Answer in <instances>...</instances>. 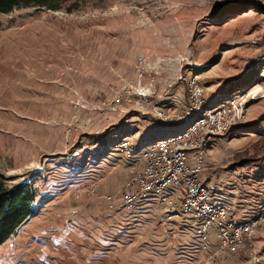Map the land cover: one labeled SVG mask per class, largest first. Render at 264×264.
Here are the masks:
<instances>
[{"label": "rangeland", "instance_id": "rangeland-1", "mask_svg": "<svg viewBox=\"0 0 264 264\" xmlns=\"http://www.w3.org/2000/svg\"><path fill=\"white\" fill-rule=\"evenodd\" d=\"M70 4L0 13V173L38 190L0 264H264V0ZM194 80L229 120L202 181L256 222L234 253L217 252L215 232L203 249L194 217L119 199L143 168L132 156L190 124L174 118Z\"/></svg>", "mask_w": 264, "mask_h": 264}, {"label": "built area", "instance_id": "built-area-1", "mask_svg": "<svg viewBox=\"0 0 264 264\" xmlns=\"http://www.w3.org/2000/svg\"><path fill=\"white\" fill-rule=\"evenodd\" d=\"M194 86L195 94H189L188 106L181 115L174 118L175 120L186 117L191 109H196L203 105L198 102L197 83H195V80ZM237 112L241 114L243 110H237ZM218 115L216 112L215 122ZM202 123H205V119ZM197 125H200V123ZM197 125L190 131H196ZM190 131L188 134L182 135L180 139H173L177 140V150H170V140H163L159 144H156L149 152H143L141 156H132L134 162L146 161V171H133L125 180L124 186L121 189L122 197H119V199L129 205L142 204L139 203V196L149 195L152 192H164V183H171L172 188H177L183 184L186 187L184 193L186 195V203H176V208L179 211L187 210V217L183 218L189 221V213H199V216L204 217V225H200V231L201 229H210V232L219 234V231H213V221H207V216L203 214V204L208 203V198H205L201 194L200 188L197 186V171H199V161H203L208 153L206 138H216L217 132H225V130L223 126H218V129L208 127V131L205 133L204 144H199V152L190 151ZM129 145H131L132 154V149H135V147L132 143ZM119 151L122 154V149H119ZM159 158H166V167H159ZM187 161H194L196 163V174H188ZM108 198L112 199V195H109ZM168 203L169 198H167V201L154 204L153 207H147V212L159 213L166 222H170L166 217ZM114 207V205L110 206V208ZM237 213H241V216H243L242 212L237 211ZM217 215L223 216V226H227L228 228V235H219V245L217 246H221L223 241H231V239H237L238 237L237 230H230V223L234 221V218H225V212H221V210H219ZM248 225L246 224V227L242 228L247 229ZM206 241H209V237H206ZM237 250L236 248H230L229 251H224V253H234Z\"/></svg>", "mask_w": 264, "mask_h": 264}, {"label": "bare ground", "instance_id": "bare-ground-1", "mask_svg": "<svg viewBox=\"0 0 264 264\" xmlns=\"http://www.w3.org/2000/svg\"><path fill=\"white\" fill-rule=\"evenodd\" d=\"M190 86H191V94H195L194 82H192ZM197 91H198V102L203 105L197 107L196 109H191L190 112H188L187 116L185 117L186 119L191 121L188 127H186L184 130L174 135H170L168 137H163L151 141L140 150L137 156H141L143 152H149V150L153 149V147L156 146V144H159L163 140H170V150H177V140H173V139L182 138V135L188 134L189 131L193 130V127L199 123L200 125H197L196 131H190L189 146L191 152H199V144H204L205 133L208 131V127H211V129H218V126H223V129L226 131V128L228 127L227 125L229 124V120H227L228 116L223 115V113L226 114L227 111L225 110L215 111L209 108V106H207L208 100L206 97H204L203 89L198 83H197ZM216 112L219 115L218 117H216V122H215ZM204 119H205V123H202L204 122ZM226 122L228 124H226ZM221 133L223 132H217V134H221ZM211 142H212L211 138H206V147H208ZM128 144H129L128 142H123L120 147L122 149L128 148ZM138 162L141 163V165L143 166V168L140 171H146V161H138ZM192 162L194 161H187L188 174H196V163L195 165H192ZM202 166H203V161H199V171H197V186L198 188H200L201 194L205 196V198H208V203L203 204V214L207 216V221H213V229L219 231V234H216L218 239H219V235H228L227 226H223V216L217 215L219 210H221V212H225V218H234V221H231L230 223V230H237L238 238L231 239V241H223V243H221V246L216 247L217 252L220 253L224 251H229L230 248L239 249V247L244 243V241L247 238L246 231L252 232V229L256 225V222L255 221L246 222L245 220L241 221L237 219L238 216L236 217L235 212L231 207V204L226 203L224 200L218 199L215 193L212 192V190H210L211 189L210 186L208 187L206 185L207 182L205 184L202 181V178L200 176V170ZM159 167H166V158H159ZM169 188H171L172 191L169 190ZM167 198H169V203H168V207L166 208V217L169 220H173V221L185 220L187 222H190L183 218V217H187V210L179 211L176 208V203L177 204L186 203V195L183 194L182 196V194L179 193L177 188H172L171 183H164V192H152L149 195L139 196V203L142 204L129 205L126 204V202L124 201H122V203L131 207L140 206V208H142L144 207L145 204H149L150 207H153L154 204H157L158 202L167 201ZM191 217H194L195 219L199 220V224H197V228H195L194 231L199 236L203 244V249H206L209 242L206 241V237H209V239H211L215 235L213 232H210V229H201L200 231V225H204V217L199 216V213H189V220H191ZM246 224H249L248 228L247 229L242 228V227H246ZM217 245H219V240H217Z\"/></svg>", "mask_w": 264, "mask_h": 264}, {"label": "trees", "instance_id": "trees-1", "mask_svg": "<svg viewBox=\"0 0 264 264\" xmlns=\"http://www.w3.org/2000/svg\"><path fill=\"white\" fill-rule=\"evenodd\" d=\"M83 0H0V13H9L19 7L60 10L68 3L67 11L78 9ZM38 190L31 181L9 184L0 173V245L7 241L17 229L36 211Z\"/></svg>", "mask_w": 264, "mask_h": 264}]
</instances>
